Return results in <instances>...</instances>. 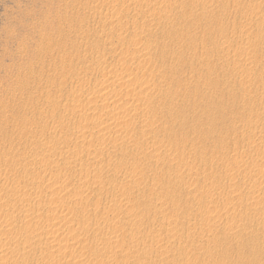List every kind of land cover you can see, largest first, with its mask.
Listing matches in <instances>:
<instances>
[{
	"label": "rangeland",
	"instance_id": "1",
	"mask_svg": "<svg viewBox=\"0 0 264 264\" xmlns=\"http://www.w3.org/2000/svg\"><path fill=\"white\" fill-rule=\"evenodd\" d=\"M0 264H264V0H0Z\"/></svg>",
	"mask_w": 264,
	"mask_h": 264
}]
</instances>
